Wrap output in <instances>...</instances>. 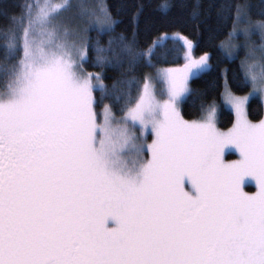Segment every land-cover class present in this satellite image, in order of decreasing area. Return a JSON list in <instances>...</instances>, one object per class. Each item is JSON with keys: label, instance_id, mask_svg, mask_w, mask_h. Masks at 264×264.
Here are the masks:
<instances>
[{"label": "snow or ice", "instance_id": "snow-or-ice-1", "mask_svg": "<svg viewBox=\"0 0 264 264\" xmlns=\"http://www.w3.org/2000/svg\"><path fill=\"white\" fill-rule=\"evenodd\" d=\"M59 7L25 4L0 44V264H264V115L249 112L264 104V22L236 8L228 38L245 43L227 55L253 33L261 55L241 61L245 94L221 93L234 114L222 131L215 101L196 119L179 110L209 53L193 58L178 33L141 44L134 14L130 36L97 48L123 69L109 88L84 71L89 46L62 34ZM100 11L90 30L115 31ZM169 40L186 49L180 68L157 67Z\"/></svg>", "mask_w": 264, "mask_h": 264}, {"label": "trees", "instance_id": "trees-1", "mask_svg": "<svg viewBox=\"0 0 264 264\" xmlns=\"http://www.w3.org/2000/svg\"><path fill=\"white\" fill-rule=\"evenodd\" d=\"M36 2L37 0H0V44L5 42L4 32L17 26L12 24L10 17L15 16L18 24L24 5ZM105 5L117 24L115 31L110 33L102 34L98 30L89 32L87 63L84 65L86 72L99 73L103 83L109 88L115 80L121 78L123 69L117 67L114 53H100L97 48L107 49L109 40L117 36H130L134 28L133 16L138 13L137 39L141 44L161 33H178L193 42L194 57L210 54V71L190 81L192 95L180 104L179 110L183 118L196 119L200 115L202 103L215 101L218 106L217 127L225 130L232 125L233 114L220 105V98L225 78L236 94L243 95L248 91L247 88L238 87L239 78L242 77V52L234 58H228L219 45L232 30L236 8L242 7L247 19L251 21L264 20V0H105ZM183 55L184 47L181 42L169 40L165 47L156 49L155 59L160 61L157 67L180 66ZM98 56L110 63L102 67L94 66ZM94 95L98 97L99 93ZM102 107L103 105L97 111ZM249 112L251 119H259L263 115L262 103L258 99H251Z\"/></svg>", "mask_w": 264, "mask_h": 264}, {"label": "rangeland", "instance_id": "rangeland-1", "mask_svg": "<svg viewBox=\"0 0 264 264\" xmlns=\"http://www.w3.org/2000/svg\"><path fill=\"white\" fill-rule=\"evenodd\" d=\"M36 4L37 5L60 6L59 8H57V12L54 13L56 17L55 23L59 26L62 34L66 35L70 43L71 42L76 43L78 49L81 48L83 45L87 44L88 35H89V32L91 31L90 30L91 27L93 25H98V22L102 21L103 17H102V13L100 9L107 10L106 5H105V0H37ZM245 19L249 24L253 26L258 25L261 22H264V20L251 21L247 19L246 16H245ZM25 24H26V21H25ZM240 27H243V25H240ZM172 35L173 34H170L169 36H172ZM180 42L183 45V42L182 41ZM244 43L245 41L243 40L242 37L239 39L231 40V41L227 37L220 43L219 47L228 58H234L238 54H236L234 57L227 55V53L230 50L233 52L237 51V49L233 48L232 45L240 46V45H244ZM261 45H262V41H261L260 36L258 35V33H253V35L251 36V40L247 42V46L246 47L241 46L238 49V53L242 52V57L240 58V64H241V61L244 60L245 57L248 56L249 53L252 52L253 49H255L256 51L252 52V55L255 57V59L258 60L261 55V52L259 51V49L261 48ZM185 53H186V49L184 48L183 63L180 66H168L164 68L182 67L183 64L186 62L184 59ZM193 58L198 59L199 57L193 56ZM86 73H89V72H86ZM225 87H229V86L228 84L225 83V80H224L222 92L224 91ZM220 105L231 112L230 108L223 103L222 98H220ZM262 106H263V115H264V104H262ZM233 117H234V114H233ZM216 122H217V116H216ZM227 129L222 130V131H226ZM148 142L149 143L151 142V137L148 138ZM225 156H226V159L228 160L237 158L236 154L234 153L230 154L227 150L225 151ZM255 190L256 188H255L254 182L249 183L245 187V191H248V192H254Z\"/></svg>", "mask_w": 264, "mask_h": 264}]
</instances>
